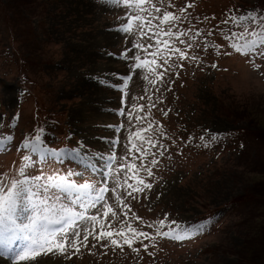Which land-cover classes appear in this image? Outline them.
I'll use <instances>...</instances> for the list:
<instances>
[{"label":"rangeland","instance_id":"374dc122","mask_svg":"<svg viewBox=\"0 0 264 264\" xmlns=\"http://www.w3.org/2000/svg\"><path fill=\"white\" fill-rule=\"evenodd\" d=\"M171 2L175 8L167 10L172 11L194 2L191 20L181 27L194 24L214 33L206 40L221 54L204 50L202 38L189 53L198 59L176 61L183 67L173 68L159 91L138 72L122 102L121 92L97 78L119 84L118 77L129 74L132 61L119 57L140 38L117 30L126 23V8L102 0H0V139L13 137L0 151V175H17L26 154L23 142L36 128L45 130L55 149L82 142L92 152L123 156L128 132L114 129L127 128L128 120L118 111L155 102L152 118L165 127L167 151L161 156L154 149L155 157L145 161L148 166L151 159L158 161L152 177L142 173L152 189L126 201L143 221L133 223L150 233L154 230L145 225L165 217L183 226L207 224L183 242L145 241L147 251L137 244L139 255L126 247L121 252L89 246L71 259L43 256L39 264H264V62L257 56L259 68H253L249 58L231 50L224 34L238 29L222 24L229 12L264 14V0ZM139 96L145 99H134ZM169 109L165 117L161 110ZM204 130L222 139L204 148L199 140ZM117 137L120 145L114 147ZM41 170L45 175L79 171L82 175L74 177L79 182L101 180L100 173L72 162L37 164L30 174Z\"/></svg>","mask_w":264,"mask_h":264},{"label":"snow or ice","instance_id":"6c2138e0","mask_svg":"<svg viewBox=\"0 0 264 264\" xmlns=\"http://www.w3.org/2000/svg\"><path fill=\"white\" fill-rule=\"evenodd\" d=\"M102 2L127 9L122 18L126 23L119 26V32L138 35L140 41H151L133 42L132 49H125L120 54V59L132 62L128 65L129 74L118 77L121 81L119 84L97 78L102 86L121 92L122 102L128 97L131 82L138 72L150 89L159 91L157 85L164 83L172 69L183 67L182 63L177 65L176 61L198 59L189 53L202 38L204 50L213 48L217 55L221 54L217 45L207 43L206 37L214 33L206 34L194 24L187 28L181 27L191 20L189 10L195 6L194 2L187 3L177 11L167 10L175 8L171 0ZM222 24H231L238 29L224 34V39L229 42L228 47L249 58L253 68H259L255 61L259 56L264 62V14L248 12L233 15L229 12ZM133 49L134 54L129 56ZM212 66L217 67L215 64ZM148 91L145 89L146 95ZM134 99L144 100L145 96ZM147 99L151 101L153 96L147 95ZM156 106L155 102L150 105L133 104L127 111L124 108L118 111V115L128 120L127 128L120 124L114 129L116 132L122 129L128 132L123 156H118L115 151L107 155L92 152L82 142H78L75 147L55 149L48 145L45 130L36 128L35 134L23 142L26 154L22 157L23 163L17 175H0V259L8 264H39L43 256L59 254L71 259L72 254H79L82 248L89 246L119 249L121 252L126 247L139 255L141 249L136 245H141L147 251L149 244L145 241L155 246V242L161 238L183 242L203 233L206 222L183 226L165 217L145 225L154 230L152 233L133 223L143 224V221L126 201L129 198L136 199V194L152 189L153 185L145 180L142 173L152 177V166L158 165V161L151 159V166L145 161L150 156L155 157L154 149H160L161 156L167 151L162 142L169 139L165 127L152 118V108ZM161 111L167 117L171 110ZM12 126L15 127V121ZM221 139L219 133H210L209 130H204L199 136L204 148ZM12 141L11 135L0 139V151H6L5 145H10ZM112 144L114 147L119 146V138L113 140ZM66 162L75 163L93 174L100 173L101 180L79 182L74 179L82 175L79 171L45 175L41 170L37 175L30 174L37 164L63 165ZM114 224L119 226L114 228ZM90 240L94 241L91 245Z\"/></svg>","mask_w":264,"mask_h":264},{"label":"bare ground","instance_id":"6f19581e","mask_svg":"<svg viewBox=\"0 0 264 264\" xmlns=\"http://www.w3.org/2000/svg\"><path fill=\"white\" fill-rule=\"evenodd\" d=\"M0 264H8V262L5 261V260L0 259ZM20 264H25V263H20Z\"/></svg>","mask_w":264,"mask_h":264}]
</instances>
